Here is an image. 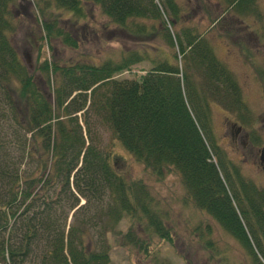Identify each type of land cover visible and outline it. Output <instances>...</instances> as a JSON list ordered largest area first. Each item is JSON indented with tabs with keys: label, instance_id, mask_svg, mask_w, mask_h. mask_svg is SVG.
Returning a JSON list of instances; mask_svg holds the SVG:
<instances>
[{
	"label": "trees",
	"instance_id": "1",
	"mask_svg": "<svg viewBox=\"0 0 264 264\" xmlns=\"http://www.w3.org/2000/svg\"><path fill=\"white\" fill-rule=\"evenodd\" d=\"M85 1L127 36L158 37L175 53L153 59L130 50L98 64L44 61L36 81L10 40L16 0H0V264H107L103 244L96 250L87 245L95 218L103 224L101 234H114L125 216L147 241L169 242L144 184L115 171L112 155L96 143L98 129L111 133L155 178L177 174L193 205L243 246L253 264L258 255L264 261V246L256 240L259 234L264 241V193L232 185L213 145L209 101L241 106L231 71L202 33L177 29L180 13L172 0ZM223 1L241 10L244 0ZM51 2L75 21L85 16L81 0ZM59 21L44 18L45 36L75 49ZM143 61L150 64L144 73L116 78ZM121 239L142 243L132 228Z\"/></svg>",
	"mask_w": 264,
	"mask_h": 264
},
{
	"label": "rangeland",
	"instance_id": "2",
	"mask_svg": "<svg viewBox=\"0 0 264 264\" xmlns=\"http://www.w3.org/2000/svg\"><path fill=\"white\" fill-rule=\"evenodd\" d=\"M81 1L85 16L75 21L69 13L54 9L51 0H16L12 10L14 32L10 40L23 65L36 81H40L37 68L44 61L60 66L76 61L98 64L108 58L116 61L130 50L146 51L153 59L162 58L163 52L175 53V48L169 49L158 37L148 39L127 36L112 26L99 8L89 5L85 0ZM154 1L159 4L158 0ZM172 1L180 13L177 29L193 27L202 33L216 59L237 78L244 97V107L240 111L245 113L249 110L259 118L264 117V58H258L264 53V0H244L240 3L241 10L237 7L228 9L229 6L223 0ZM52 15L62 20L57 26L74 39L77 43L75 49L45 36L42 23L44 18ZM167 20L169 22L168 17L165 23ZM244 49L260 53L252 57L253 60L257 59L254 71L251 65V69L245 72L244 65L247 68L248 65L241 63L243 56H237L239 51L244 53ZM149 68V62L143 61L132 66L130 71L116 75V78L131 79L134 74H142ZM249 71L254 80L249 77ZM256 74L259 75L258 80ZM193 78L198 82L195 75ZM221 108L218 103L209 101L212 132L217 139L221 133ZM97 132L96 143L112 155L115 171L128 181L144 184L170 235L169 242L157 237L147 241L141 233V227L134 226L124 216L114 228V234L120 233V237L115 238L109 231L101 234L104 231L103 224L95 218L93 229L89 231L91 244L87 245L96 250L103 244L108 252L107 264H253L251 255L243 246L193 205L177 174L167 171L162 178H155L121 148L111 133L105 129H98ZM79 204L83 205L84 201L80 199ZM70 215L71 212L66 224L71 221ZM131 228L138 241H142L140 246L125 244L126 241L121 239ZM259 263L264 264V261L259 260ZM27 264L35 263L32 259Z\"/></svg>",
	"mask_w": 264,
	"mask_h": 264
},
{
	"label": "flooded vegetation",
	"instance_id": "3",
	"mask_svg": "<svg viewBox=\"0 0 264 264\" xmlns=\"http://www.w3.org/2000/svg\"><path fill=\"white\" fill-rule=\"evenodd\" d=\"M258 54L260 53H252L247 49H244V53L239 51L237 56H243L244 60L247 59V61L241 60V63L244 62L248 65L247 68L243 64L246 68L245 72H248L247 69H251V65L253 71L256 69L254 62L257 59L253 60L252 57ZM261 54L258 58H264V53ZM261 72L263 71L261 70ZM248 74L251 80H254L250 71ZM258 76L256 74V80H258ZM233 77L240 91L241 85L234 75ZM242 97L243 92L242 94L240 92L241 106L239 108L222 106L221 133L218 139L214 136L213 145L221 162L223 173L232 185L237 186L238 183H241L240 187L248 185L254 190L264 193V117L259 118L257 114H253L249 110L242 113L240 111L244 107ZM260 211L264 215V208ZM256 240L264 246V241L259 234L256 235ZM260 258H262L261 255H258V259Z\"/></svg>",
	"mask_w": 264,
	"mask_h": 264
}]
</instances>
